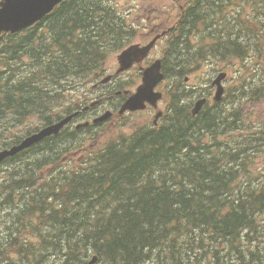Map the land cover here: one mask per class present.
Here are the masks:
<instances>
[{"label":"trees","instance_id":"trees-1","mask_svg":"<svg viewBox=\"0 0 264 264\" xmlns=\"http://www.w3.org/2000/svg\"><path fill=\"white\" fill-rule=\"evenodd\" d=\"M176 1L166 76L229 70L226 96L195 118L174 99L162 129L82 162L66 157L85 145L67 128L7 158L0 264H264V0ZM127 3L64 0L2 35L0 148L68 112L105 72L133 32Z\"/></svg>","mask_w":264,"mask_h":264},{"label":"water","instance_id":"water-1","mask_svg":"<svg viewBox=\"0 0 264 264\" xmlns=\"http://www.w3.org/2000/svg\"><path fill=\"white\" fill-rule=\"evenodd\" d=\"M61 0H1L0 1V33L2 31L15 32L24 28L35 21L41 19L45 14L51 11L55 5ZM150 45L139 48L138 46H132L118 55L119 63L121 62V68L128 67L133 60H139L144 57L149 49ZM135 56L134 54H138ZM132 56H134L132 58ZM159 61L154 62L150 67L144 70L143 83L137 88V92L133 94L123 106L125 109H143L145 107V101L155 104L161 97V94L154 92L153 88L157 82L161 79L159 73ZM225 75L220 74L214 81L213 85L216 86V92L214 100L221 98L223 87L221 86V80ZM204 99L196 102L192 113L196 114L204 103ZM105 117V116H104ZM104 117L100 118L103 119ZM69 117L61 120L58 123L49 125L38 133L31 135L23 140L19 145L11 147L9 150L0 151V161L9 155H13L19 150L27 147L33 142L39 141L43 137L58 132L64 123L68 121Z\"/></svg>","mask_w":264,"mask_h":264},{"label":"rangeland","instance_id":"rangeland-1","mask_svg":"<svg viewBox=\"0 0 264 264\" xmlns=\"http://www.w3.org/2000/svg\"><path fill=\"white\" fill-rule=\"evenodd\" d=\"M135 1H136V2H139V5L142 4L139 10L136 9V11L133 12V13L130 15V18H131L132 20H135L136 22H137L138 20H145V19H143V18H145L147 15H150V14L152 13V10L155 8V3H154V2H156V3L164 2L165 4H169V3H170L169 0H154V2L149 1V0H135ZM132 6H135V5H132ZM139 23H140V22H138V24H139ZM145 42H146V41H145ZM145 42L142 41V42H140V44H144ZM153 54H155L156 57H158V56H157V54H158L157 52H154ZM156 57H154V58H156ZM117 66H118V65H117V62H116V57H114L113 60H112V64H111V66H110L111 69H110V71H109L108 73H113L114 70L117 68ZM133 72H135V70H133ZM129 77H130V79L128 80V83H127V81L124 80V79H123V81H122V82H125V83H124V86H125L126 88H128V84H129V83H131V82H135V81H134L135 76H134L132 73H130L129 75L125 76L124 78H125V79H128ZM196 78H197V76L195 77V79H192V83H193V84H196ZM204 78H205L204 76L201 77L199 83L196 84V85H199V86H200L199 89L202 88V86L207 82V80H204ZM201 80H202V81H201ZM134 85H135V84H133V86L131 87V89L134 87ZM203 93H204V91L201 92V95H202ZM263 103H264V100L261 102V106H263ZM165 104H166L165 101H164V102H160V103H159L160 108L164 109V108H165ZM253 108H260V105H255ZM148 113H149V114H148ZM139 115H140V114H136L135 116H134V115H129V116H127V117L124 119V120H126V121H125V122H126L125 126L122 125V128H116V129H113V130L108 129L107 132H103V136H101L100 140H101V139H102V140H105L107 137H109V139H110V138H112V137H116V136H118V135H122L124 131H125L126 133H129V132L131 131V128H132L133 124L135 123V125H136V123H137V124L139 123V119H140ZM146 115H148L149 118H150V116H151L150 110L145 111L144 116H146ZM138 117H139V118H138ZM129 121H131V123H129ZM122 124H123V122H122ZM113 128H114V127H113Z\"/></svg>","mask_w":264,"mask_h":264},{"label":"flooded vegetation","instance_id":"flooded-vegetation-1","mask_svg":"<svg viewBox=\"0 0 264 264\" xmlns=\"http://www.w3.org/2000/svg\"><path fill=\"white\" fill-rule=\"evenodd\" d=\"M138 65L133 63L131 65V67L127 70H124L122 72H120L118 75L114 74L109 81H107L108 83H104L101 86H103L104 89V94H107V98L110 100V102L115 106L117 103L116 99L114 98V94L120 95L121 96V90H116V85L118 82L119 86L123 87V90H126V87L124 86L125 82H122L123 79L127 81L130 79V77L128 79H125L124 77L129 75L130 73H132L135 77L138 76L139 70H138ZM133 70H135V72H133ZM133 84H135V82H131L128 84V89H130ZM99 86V87H101ZM128 91V90H126ZM125 91V92H126ZM125 92L123 94H125ZM187 94H188V89H187ZM186 94V95H187ZM185 97V92L184 89L181 91V93H176L172 98L173 99H178L179 101H182ZM113 99V100H112ZM111 108V107H110ZM112 109V108H111ZM90 113V112H89ZM99 113V112H97ZM130 114H135V113H130Z\"/></svg>","mask_w":264,"mask_h":264},{"label":"bare ground","instance_id":"bare-ground-1","mask_svg":"<svg viewBox=\"0 0 264 264\" xmlns=\"http://www.w3.org/2000/svg\"><path fill=\"white\" fill-rule=\"evenodd\" d=\"M231 9V8H230ZM234 10V9H233ZM226 27V26H225ZM261 219V218H260ZM256 243V242H255ZM247 244V243H246Z\"/></svg>","mask_w":264,"mask_h":264}]
</instances>
